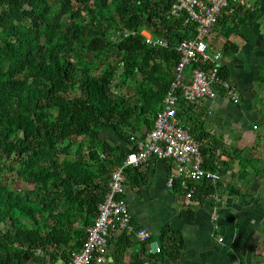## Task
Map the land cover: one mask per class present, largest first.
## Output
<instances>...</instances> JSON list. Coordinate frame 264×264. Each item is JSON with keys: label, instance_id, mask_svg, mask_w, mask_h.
Returning <instances> with one entry per match:
<instances>
[{"label": "trees", "instance_id": "obj_1", "mask_svg": "<svg viewBox=\"0 0 264 264\" xmlns=\"http://www.w3.org/2000/svg\"><path fill=\"white\" fill-rule=\"evenodd\" d=\"M175 1L0 0V264L68 262L79 251L108 175L127 156L102 129L131 147V137L151 130L174 80V44L193 37L192 26L168 17ZM253 15L238 9L217 25L229 36L228 24ZM147 25L170 45L145 44ZM220 75L227 79L223 65ZM130 80L134 94L121 93ZM201 153L203 169L223 173ZM135 170L125 169V180ZM190 187L192 201L215 190L207 180ZM160 240L154 258L181 255L180 233L163 229Z\"/></svg>", "mask_w": 264, "mask_h": 264}, {"label": "crops", "instance_id": "obj_2", "mask_svg": "<svg viewBox=\"0 0 264 264\" xmlns=\"http://www.w3.org/2000/svg\"><path fill=\"white\" fill-rule=\"evenodd\" d=\"M248 3L253 7L246 11L254 15L245 25L228 24L234 32L225 36L218 24L206 39L210 51L222 46L221 65L227 68L226 80L235 87L239 103L219 93L212 100L180 104L184 110L180 117L177 113L180 124L201 144L206 165L224 169L220 175L214 172L219 180L212 183L213 193L202 199L199 195L188 204L183 192L179 195L166 187L173 163L155 157L136 167V177L125 180L124 200L132 224L146 229L153 242L157 238L161 242L163 229L180 233L181 255L154 258L152 242L116 233L110 238L104 264H264V31L260 23L264 0H259V13L255 0ZM148 132L144 130L140 138L146 139ZM112 138L110 144L129 153L131 146L115 135ZM238 155L251 165L243 170L238 160H232ZM126 243L130 245L125 247Z\"/></svg>", "mask_w": 264, "mask_h": 264}, {"label": "built area", "instance_id": "obj_3", "mask_svg": "<svg viewBox=\"0 0 264 264\" xmlns=\"http://www.w3.org/2000/svg\"><path fill=\"white\" fill-rule=\"evenodd\" d=\"M247 0H176L169 12L171 20L192 26L193 37L174 44L178 60L174 67V80L164 99L162 110L153 121L147 138L131 137L132 148L121 166L108 175L107 191L97 207V216L86 230L85 239L78 252L68 262L54 264H104L110 238L116 233L132 234L141 242L151 240L144 228H136L124 200V170L136 168L155 157L173 163L166 187L175 192L184 191V198L192 204L191 184L207 180L215 184L219 176L203 169L201 144L194 140L177 119L180 104L188 106L194 102L215 99L223 93L232 103H239V96L226 79L220 75L222 53L210 51L206 39L223 15L238 9L251 10ZM144 42L153 47L167 48L169 41L163 37L145 34ZM127 36V34H125ZM256 129V127H253ZM182 191V192H183ZM222 239H218L221 242ZM160 251L157 248V253ZM147 264V263H145Z\"/></svg>", "mask_w": 264, "mask_h": 264}, {"label": "rangeland", "instance_id": "obj_4", "mask_svg": "<svg viewBox=\"0 0 264 264\" xmlns=\"http://www.w3.org/2000/svg\"><path fill=\"white\" fill-rule=\"evenodd\" d=\"M248 2H250L251 4L254 3V0H247ZM260 23L262 24V29L264 31V16L261 18V21ZM147 35L149 34V32H144V35ZM218 49L219 51L221 50L222 51V46H218ZM223 52V51H222ZM227 54V53H226ZM225 58L227 59V56L224 55ZM136 80H140L139 77L136 78ZM136 80H130L126 83V86H124L122 89H121V93H124V94H130V95H133L134 94V91H135V87H136ZM113 135L117 136L111 129L109 128H104L102 129L101 133H100V137H103V138H106L105 140L109 143H114V139L112 138ZM118 137V136H117ZM85 159V157L82 158V160ZM27 263V261H26Z\"/></svg>", "mask_w": 264, "mask_h": 264}, {"label": "water", "instance_id": "obj_5", "mask_svg": "<svg viewBox=\"0 0 264 264\" xmlns=\"http://www.w3.org/2000/svg\"><path fill=\"white\" fill-rule=\"evenodd\" d=\"M146 30L148 32H154L155 31V28L153 27H150L149 25L146 26ZM219 96V94H218ZM150 248H151V252L153 254H156L157 253V248L161 249V242L159 241V238H157V240L155 242H152L150 244ZM24 260H26V258H24Z\"/></svg>", "mask_w": 264, "mask_h": 264}, {"label": "clouds", "instance_id": "obj_6", "mask_svg": "<svg viewBox=\"0 0 264 264\" xmlns=\"http://www.w3.org/2000/svg\"><path fill=\"white\" fill-rule=\"evenodd\" d=\"M147 31V30H146ZM148 32V31H147ZM150 33V32H149Z\"/></svg>", "mask_w": 264, "mask_h": 264}]
</instances>
